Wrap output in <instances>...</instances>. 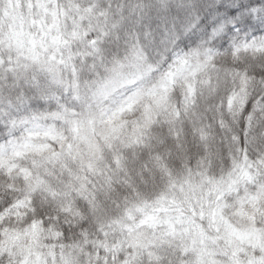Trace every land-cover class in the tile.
Wrapping results in <instances>:
<instances>
[{
  "label": "clouds",
  "instance_id": "clouds-1",
  "mask_svg": "<svg viewBox=\"0 0 264 264\" xmlns=\"http://www.w3.org/2000/svg\"><path fill=\"white\" fill-rule=\"evenodd\" d=\"M0 264H264V0H0Z\"/></svg>",
  "mask_w": 264,
  "mask_h": 264
},
{
  "label": "trees",
  "instance_id": "trees-1",
  "mask_svg": "<svg viewBox=\"0 0 264 264\" xmlns=\"http://www.w3.org/2000/svg\"><path fill=\"white\" fill-rule=\"evenodd\" d=\"M26 0H14V3L23 10V5L25 4Z\"/></svg>",
  "mask_w": 264,
  "mask_h": 264
}]
</instances>
